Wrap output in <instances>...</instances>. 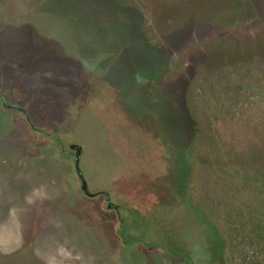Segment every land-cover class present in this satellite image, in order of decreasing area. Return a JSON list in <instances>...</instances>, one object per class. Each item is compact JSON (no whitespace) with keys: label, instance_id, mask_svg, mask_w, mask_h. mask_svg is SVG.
<instances>
[{"label":"rangeland","instance_id":"374dc122","mask_svg":"<svg viewBox=\"0 0 264 264\" xmlns=\"http://www.w3.org/2000/svg\"><path fill=\"white\" fill-rule=\"evenodd\" d=\"M0 95V264H264V0H0Z\"/></svg>","mask_w":264,"mask_h":264},{"label":"trees","instance_id":"16d2710c","mask_svg":"<svg viewBox=\"0 0 264 264\" xmlns=\"http://www.w3.org/2000/svg\"><path fill=\"white\" fill-rule=\"evenodd\" d=\"M203 131L204 129L201 127V125H198L196 134L192 137L191 149H189L187 152V154H189L190 156L193 155L194 148L199 144V139H201L204 136ZM260 155L261 154L256 153V155L252 157L253 159H248V161L247 159L243 160L237 158L235 162L231 163L232 165L231 172H234L239 168L244 169V174L242 175V179L245 180L246 186L250 192L252 191L258 192L257 190L264 192V161H262L263 157ZM192 162L194 161L191 160V163ZM190 164L189 166L187 164L188 166L187 168L189 169V171L191 169ZM209 230H215V227L213 225H209Z\"/></svg>","mask_w":264,"mask_h":264},{"label":"flooded vegetation","instance_id":"af4514ba","mask_svg":"<svg viewBox=\"0 0 264 264\" xmlns=\"http://www.w3.org/2000/svg\"><path fill=\"white\" fill-rule=\"evenodd\" d=\"M7 101V97L5 95H0V103L2 108H6L7 110H15L17 112H20L22 117L24 118V120L27 122L29 128L35 132L44 134V135H50L48 132H46V130L43 129H38L36 128L30 121L27 111L24 107L21 106H15L12 103H8ZM5 109V110H6ZM25 113V114H24ZM52 137L55 138V136L53 135ZM58 142V141H57ZM70 150V149H69ZM68 156L73 158V154L71 152V150L67 153ZM81 154V152H80ZM79 163H80V159H79ZM76 174V173H75ZM77 176V175H76ZM78 178V177H77ZM79 180V179H78ZM87 183V182H86ZM98 195V193H97ZM96 195V196H97ZM108 193L105 191H99V196H103L104 200H106V198L108 197ZM109 198V197H108ZM106 203V202H105ZM114 212H118V208L116 207V209H111ZM120 220V219H119ZM192 245V250H186L183 248H173L172 250H168L167 252L170 254V256L178 263V264H207V262H217V260L214 259V254L212 253L208 258L202 257L201 261L200 258L198 257L197 254H193V248L195 246L194 242L191 244ZM212 252V251H211ZM208 259V260H207ZM204 260V261H203ZM207 260V261H206ZM215 260V261H214Z\"/></svg>","mask_w":264,"mask_h":264},{"label":"crops","instance_id":"0c3cea01","mask_svg":"<svg viewBox=\"0 0 264 264\" xmlns=\"http://www.w3.org/2000/svg\"><path fill=\"white\" fill-rule=\"evenodd\" d=\"M3 241L4 240L0 237V248H2L1 245ZM48 243L39 241L37 236L33 238L32 254L38 262L42 260L46 264H64V262L65 264H87V262L82 261V258H86V256H83L85 254L76 252L75 254L71 253L68 256L67 248L65 246H51ZM66 245L67 247H70L69 244Z\"/></svg>","mask_w":264,"mask_h":264},{"label":"water","instance_id":"95a60500","mask_svg":"<svg viewBox=\"0 0 264 264\" xmlns=\"http://www.w3.org/2000/svg\"><path fill=\"white\" fill-rule=\"evenodd\" d=\"M69 149L71 151H73L72 154H73V158H74V170H75V173L79 179V183H80L79 189H80L81 194L85 197H88V198L95 197L97 194L89 191L87 183H86V181H85V179L81 173V170H80L79 159H80L81 147L79 145H76V144H70ZM105 202H106V208L107 209H109V210L116 209V206L110 202L108 197L106 198Z\"/></svg>","mask_w":264,"mask_h":264}]
</instances>
